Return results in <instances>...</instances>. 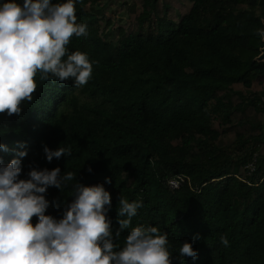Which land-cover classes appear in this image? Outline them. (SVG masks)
<instances>
[{"label": "trees", "instance_id": "1", "mask_svg": "<svg viewBox=\"0 0 264 264\" xmlns=\"http://www.w3.org/2000/svg\"><path fill=\"white\" fill-rule=\"evenodd\" d=\"M103 2L79 0L87 35L68 45L97 62L92 78L78 89L46 81L19 115L0 113V158L26 148L21 179L31 168L75 173L46 193L57 219L76 180L111 179L113 232L120 196L142 200L121 246L132 227L153 225L168 233L173 264L185 241L197 250L185 264H264V0H133L117 30L102 28ZM64 143L71 155L49 162L44 146Z\"/></svg>", "mask_w": 264, "mask_h": 264}, {"label": "clouds", "instance_id": "2", "mask_svg": "<svg viewBox=\"0 0 264 264\" xmlns=\"http://www.w3.org/2000/svg\"><path fill=\"white\" fill-rule=\"evenodd\" d=\"M79 0H0V113L19 115L22 105L46 81H72L82 88L92 78L94 65L87 52L69 51L73 36L87 35V24L78 22ZM257 34L264 41V28ZM20 147H25L20 145ZM0 150L9 151L0 143ZM46 159L70 156L66 143L52 150L43 148ZM27 150L5 163L0 158V264H173L168 233L158 226L138 225L128 231L121 246L118 241L128 230L132 218L143 207L140 199L129 201L120 196L117 222L108 213L111 194L105 183L85 186L71 184L72 196L57 219L46 214L50 187L64 191L75 173L60 167L31 168L21 179L22 160ZM92 171L91 168L88 169ZM37 218L33 225L32 218ZM195 239V238H194ZM228 246L225 235L219 237ZM180 264L184 258H197L193 243H180Z\"/></svg>", "mask_w": 264, "mask_h": 264}, {"label": "rangeland", "instance_id": "3", "mask_svg": "<svg viewBox=\"0 0 264 264\" xmlns=\"http://www.w3.org/2000/svg\"><path fill=\"white\" fill-rule=\"evenodd\" d=\"M103 3H106L105 8L103 10L99 9L102 28L106 27V24L110 21L114 30L119 27L128 29L131 20L129 11L133 5V0H106Z\"/></svg>", "mask_w": 264, "mask_h": 264}, {"label": "built area", "instance_id": "4", "mask_svg": "<svg viewBox=\"0 0 264 264\" xmlns=\"http://www.w3.org/2000/svg\"><path fill=\"white\" fill-rule=\"evenodd\" d=\"M182 181V179L179 177V179H176V180H172L170 182V187L172 189H177L179 187V183Z\"/></svg>", "mask_w": 264, "mask_h": 264}, {"label": "water", "instance_id": "5", "mask_svg": "<svg viewBox=\"0 0 264 264\" xmlns=\"http://www.w3.org/2000/svg\"><path fill=\"white\" fill-rule=\"evenodd\" d=\"M260 60H264V48L262 50V56L260 57Z\"/></svg>", "mask_w": 264, "mask_h": 264}]
</instances>
